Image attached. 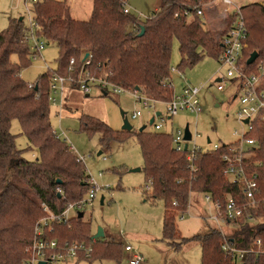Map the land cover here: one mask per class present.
<instances>
[{"label":"trees","instance_id":"1","mask_svg":"<svg viewBox=\"0 0 264 264\" xmlns=\"http://www.w3.org/2000/svg\"><path fill=\"white\" fill-rule=\"evenodd\" d=\"M162 2L160 10L142 19L125 13L123 0H93L92 15L86 21L73 18L66 0L33 3L31 9L39 25L38 38L45 40L46 45L56 43L59 63L56 69L41 74L32 86L21 76L22 68L29 66L37 54L25 40L29 32L25 17L23 20L21 17L10 18L7 28L0 31V264L25 263L35 225L47 214L44 204L59 213L68 203L84 197L90 188L85 163L69 149L66 141L57 138L52 127L50 76L56 72L67 73L72 58L80 66L83 55L90 53V69L94 75L126 89L138 88L146 94L166 99L170 95L172 98L174 93V89L168 86V79L175 39L180 44L181 64L191 67L204 54L218 60L223 51L221 36L217 38L206 29L204 20L198 15L190 19L176 17L175 12L182 0ZM242 13L250 43L244 61L247 62L253 51L259 53L257 60L247 66L248 71L253 72L260 65L264 67V5L249 2L242 7ZM143 26L145 32L140 36ZM13 54L18 56V63L11 60ZM15 119L28 138V148L37 150L34 160L26 159L24 150L17 147L16 135L11 131ZM81 128L88 135L98 134L104 147L123 142L132 135V131H115L104 121L88 115L82 116ZM136 136L144 157L143 171L147 182L152 181V195L165 203L164 239L176 250L197 242L202 248L201 264H264V257L255 254L248 255L241 263L226 256L222 247L225 236L217 228L190 238L179 235L176 220L181 212L188 210L192 192L211 194L213 200L222 205L226 203L227 195H239V187L223 175L224 148L198 152L193 161L197 167L194 171L187 159L189 151H176L172 135L144 130L138 131ZM250 136L258 140L261 146L259 158L264 161V123H257ZM261 170L260 184L264 190V165ZM260 216L264 217L263 211ZM235 224L237 229L228 236L235 246L249 248L255 237L264 240V221ZM90 228V223L78 216L66 224H54L47 235L65 243L78 240H61L58 233L75 238L83 233V240L78 242L92 247L91 261L121 255L118 244L90 241L93 237ZM97 246L98 252L95 253Z\"/></svg>","mask_w":264,"mask_h":264},{"label":"rangeland","instance_id":"2","mask_svg":"<svg viewBox=\"0 0 264 264\" xmlns=\"http://www.w3.org/2000/svg\"><path fill=\"white\" fill-rule=\"evenodd\" d=\"M250 1L244 0L246 4ZM254 1L264 5V0ZM66 3L70 6L73 18L83 21L91 18L93 0H66ZM32 4L26 0H0V31L7 28L10 18L25 17V24L29 26L32 15L28 9L32 8ZM162 4V0H128L131 14L142 19L158 11ZM222 8L224 6H221ZM222 24L221 17L214 10L206 12L205 28L217 38L222 34ZM247 48H250L249 41ZM58 58L56 43L49 42L40 54L31 59L29 66L22 68V78L28 83L36 82L39 76L48 70V67L57 68ZM11 60L15 63L19 62L16 54L11 56ZM181 60L180 44L175 39L172 45L171 65L177 67L180 73H171L170 82L177 94L181 91L183 79L199 87L201 110L198 114L190 111L179 113L172 119V123L168 121L160 131H156L149 124L151 116L148 112L136 119L132 118L133 112L140 107V104L135 101L129 91L116 94L110 90L105 95L99 89H93L90 95H86L78 90H69L61 116L57 113L58 108L51 107L53 129L58 133L65 131L66 135L63 139H67L73 146L74 152L83 158L87 173L94 183L102 187L96 194L94 205L87 208L82 217L84 221L90 223V236H94L99 227L103 228L105 235L94 239L96 244L103 242L118 244L117 248L120 249L121 254L117 257L96 258L92 261L90 260L92 257L88 258L81 254L79 258H69L66 262L57 264H130L128 253L123 249L126 244H131L144 256L145 261L142 264H201L202 248L197 242H190L183 245L181 250H176L164 239L165 203L162 199H155L152 190L146 188L147 179L143 171L144 157L136 134L140 127L147 125L145 132L171 135L177 128H182L189 123L191 132L201 133V137L197 138V144L207 148L208 137L214 143L234 142L242 133V125L237 118L239 108L237 89L231 78L227 77L225 67H221L220 62L208 54H204L203 58L191 67L181 64ZM222 75L224 88L220 89V82L217 79ZM148 95L163 102L171 99V95L166 99ZM156 108L166 112L164 104H158ZM121 110L129 116L130 123L133 125L132 135L123 142H114L110 147H104L100 143L98 134L88 135L81 128L82 116L88 115L104 121L115 131L123 132ZM11 131L16 135L17 147L24 150V157L34 160L37 150L28 148V138L17 119L12 121ZM191 146L192 142L189 147ZM100 151L102 154L99 155ZM138 167L142 170L131 171ZM191 194L187 212L183 218L178 216L176 220L179 235L190 238L212 228L220 229L213 219L216 209L207 199L206 194L199 191ZM74 217L75 214L72 213L71 218ZM220 226L228 234L236 228L233 224L223 223ZM58 236H61L59 237L61 240H83L81 232L78 238L71 235L65 236L64 233H58ZM178 238L180 239L179 236ZM97 248L98 246L95 247V253L98 252Z\"/></svg>","mask_w":264,"mask_h":264},{"label":"built area","instance_id":"3","mask_svg":"<svg viewBox=\"0 0 264 264\" xmlns=\"http://www.w3.org/2000/svg\"><path fill=\"white\" fill-rule=\"evenodd\" d=\"M26 1L35 3L38 0ZM250 2H254V0ZM244 5H246L244 0H182L178 10L175 12L176 17L188 19L198 15L202 17L204 24L207 11L214 10L221 17L223 26L221 28L220 41L223 51L218 61L221 67H225L227 77L231 78L232 83L236 86V97L239 101L237 118L242 125V133L231 143H214L208 137L207 148L197 144V138L201 137L199 132H191V139H185V128L187 125L189 126V123L171 133L174 149L179 152L189 151L187 159L190 162L191 169L194 171H197V167L193 161L198 152L207 153L224 148L222 153V159L225 164L223 175L231 184L239 187V195H227L224 205L214 201L211 194H206V197L216 209L213 219L220 228L217 229L225 236L222 245L223 250L226 256L239 263L244 262L250 254L264 257L263 238L255 237L249 248H239L228 238L237 229L235 222L245 221L250 224H258L264 221V217L260 216V212H264V190L260 184L262 178L261 169L264 161L259 158L261 146L258 140L250 136L254 132L257 123H264V67L260 65L257 70L249 72L247 69L248 64L244 61L245 50L248 47V29L242 13ZM221 6H224V8L221 9ZM123 7L125 13H131L128 0H123ZM28 11L32 15V20L31 22L29 20V32L25 40L32 51H37L36 57L44 49L46 41L38 38L36 31L39 25L35 20L32 9H28ZM85 55H83L80 66L77 65L76 59L72 58L69 62L67 73L60 74L56 72L50 76L49 100L51 107L59 109L57 113L60 116L65 109L64 102L67 100V92L69 90H78L86 95H90L93 89H99L107 94L110 90L116 94L129 91L135 101L140 104V107L133 112L132 118L136 119L143 116L145 112L150 113L151 117H155L152 126L156 131L162 130L168 121L172 123V119L181 112L190 111L198 114L201 110L198 97L200 88L194 86L189 80L183 79L180 93L177 94L174 91L172 98L168 102H163L141 90L126 89L109 79L94 75L90 69L92 55L89 53L87 58H85ZM50 69L48 67V70ZM170 73H180V70L171 65ZM217 81L220 82L219 88L223 89L224 76L219 77ZM30 86H32V83ZM168 86L173 88L170 77ZM158 104L166 105L165 113L156 108ZM157 113L160 114L157 115ZM125 117L129 120L127 114H125ZM54 132L57 138L63 139V136L66 135L63 130L61 133L55 130ZM63 140L66 141L69 149L76 154L67 139ZM190 142H192L191 148L189 147ZM186 144H188L187 148ZM77 156L80 161L84 162L82 157ZM104 158L106 159V157ZM89 184L90 188L84 197L76 202L68 203L64 210L59 213L53 212L47 205H43L47 214L41 217L35 225L34 238L27 248L28 257L24 264H39L41 261H44L45 264H57L66 262L69 258H79L81 254L87 257L90 256L93 249L85 242L66 241L65 243H59L58 240L50 239L47 235L48 232L52 231L54 224L68 223L72 213L75 214V217H78L80 213L85 215V210L94 205L96 194L102 187L97 186L91 176ZM146 188L148 190L152 189L151 180L147 182ZM186 212H181L179 216L183 218ZM223 223L227 225L233 224L236 228L235 230L233 228V232L228 234L220 226ZM93 242H95L94 239ZM124 251L128 253L127 257L130 264H142L145 261L144 256L137 252L131 244L124 245Z\"/></svg>","mask_w":264,"mask_h":264},{"label":"water","instance_id":"4","mask_svg":"<svg viewBox=\"0 0 264 264\" xmlns=\"http://www.w3.org/2000/svg\"><path fill=\"white\" fill-rule=\"evenodd\" d=\"M20 20H23V17L20 18ZM145 32V27L143 26L141 28V32L139 33L140 36H142ZM88 53L85 55V58L88 57ZM259 57V53L257 51H253L252 54L250 55V57L248 58L247 60V64L248 65H251L253 64L257 58ZM137 90H139L138 88H136ZM105 95H107V93H104ZM121 114H122V117H123V124H122V130H125V131H131L133 129V125L130 123V121L125 117V112L121 110ZM160 113H157V115H159ZM155 120V117H151L150 120H149V124L152 125L153 122ZM246 122H248L246 120ZM147 127V125H144L142 127H140L139 131H144V129ZM185 139L186 140H190L191 139V131L189 129V126L187 125L186 128H185ZM188 144H186V148H187ZM99 155L102 154V151H100L98 153ZM142 168L141 167H138V168H134V169H131V171H141ZM58 182H60V180H58ZM103 203V197H102V201ZM84 216V213H80L79 217L82 218ZM105 235V232L103 230V228L99 227L98 228V231L97 233L92 237V239H97V238H100V237H104ZM39 264H45L44 261H41Z\"/></svg>","mask_w":264,"mask_h":264},{"label":"crops","instance_id":"5","mask_svg":"<svg viewBox=\"0 0 264 264\" xmlns=\"http://www.w3.org/2000/svg\"><path fill=\"white\" fill-rule=\"evenodd\" d=\"M191 196H192V194H191ZM192 199V198H191Z\"/></svg>","mask_w":264,"mask_h":264}]
</instances>
